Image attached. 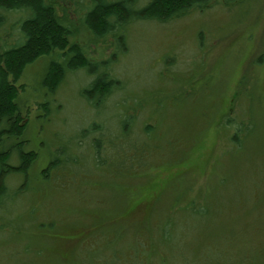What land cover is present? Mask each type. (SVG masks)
Segmentation results:
<instances>
[{
	"label": "trees",
	"instance_id": "trees-1",
	"mask_svg": "<svg viewBox=\"0 0 264 264\" xmlns=\"http://www.w3.org/2000/svg\"><path fill=\"white\" fill-rule=\"evenodd\" d=\"M60 1L72 9V0ZM249 1L90 0L85 15L74 9L71 18L52 0H0V233L14 230L13 241L21 246L18 256L38 258L32 264H264V190L249 188V178L254 174L258 180L259 169L247 166L248 155L253 156L252 165L264 159V130H257L263 122L256 121L248 130L247 116L241 115L242 98L252 88L258 93L255 102L264 103V35L248 80L240 78L238 83L236 73L229 76V88L236 85L232 96L209 89L198 98L202 88L188 80L187 69L176 70L175 59L164 60L152 85L135 87L117 77L122 52L140 22L171 28L193 15L228 13ZM255 7L264 8V0H255ZM74 24L91 39L74 33ZM90 47H97L98 56L90 55ZM38 62L39 71L44 69L28 97L24 73ZM216 66L208 68L211 77ZM83 71L88 75L81 80L87 83L80 96L87 111L78 124L69 125L60 106L54 109V97L67 79L71 88ZM175 76L180 78L176 82ZM184 76L186 81L181 80ZM186 104L199 116V128L187 109L174 110ZM263 108L254 116L258 120ZM205 109L203 123L205 113L200 112ZM193 124L179 138L176 126L186 129ZM63 129L70 133L63 134ZM212 131L221 141L214 157L205 142ZM245 135L252 151L240 156ZM226 173L227 179L241 175V182L233 189L228 182L223 185ZM161 174L169 176L163 179ZM138 185L151 188L155 204L143 223L129 225L126 207L141 196L142 191L132 192ZM248 188L257 195L252 206L245 200ZM236 190L241 201H234ZM35 193L27 200L26 215H12L11 202ZM43 195L56 201L52 208L62 215L48 228L38 220L42 210L49 211L45 201L41 203ZM255 222L259 225L254 234H248L247 226ZM49 230L73 232V237L61 238L71 242L68 258L45 245L50 235L39 233ZM184 241L189 242L185 248ZM8 245L0 241V249ZM123 254L131 258L122 260Z\"/></svg>",
	"mask_w": 264,
	"mask_h": 264
},
{
	"label": "rangeland",
	"instance_id": "rangeland-1",
	"mask_svg": "<svg viewBox=\"0 0 264 264\" xmlns=\"http://www.w3.org/2000/svg\"><path fill=\"white\" fill-rule=\"evenodd\" d=\"M52 1L55 6L58 5L57 6L58 10H60L61 6L64 5V3H62L60 0H52ZM89 2L90 0H72V10L74 9L77 10L79 15L83 16L91 8ZM64 6L63 8L67 10V8ZM254 9H256V13ZM249 10H251L250 14H249ZM70 15L71 18L75 16L73 11L70 12ZM197 15H193L187 18L186 20L184 19L178 24L173 25L171 28H164V25H160L156 23L140 22L138 24L139 30L138 28H135L132 29V32L130 33L131 41L128 44V48H127L128 52H126L127 50L122 52L125 57L123 58V62L120 63L118 69L120 74L117 73V77L121 78L122 81L123 79L126 78L130 83L135 84L134 85L135 87L137 86L139 87L140 85L144 86L145 84L152 85V83L155 81V76H156L155 72L159 71L163 67L164 60L167 58L171 60L175 59L176 63H179L178 65H176V70L178 68L184 71L187 69L189 71L188 80L192 81L194 84L199 86V88H202V92L198 93L197 95L198 98L199 95L201 94L209 93L208 92L209 89H211L213 93H220L222 97H225L226 95L232 96L234 94L236 85L232 86L231 84V87L229 88V82H228L229 76H233L234 78V74L236 73L235 78L237 79L238 83L240 78H245L246 80H248L249 72L251 73L253 71L251 70L252 62H253L252 59L257 55H260L261 53V50L259 47H257V45L259 44V41L260 42L263 41L262 37L264 35V8H258V7L256 8L255 0H251L247 3L245 7L234 9L232 12L226 13L225 11V13H223L221 11L212 10L205 17L204 16L201 17ZM243 17L245 18L241 19ZM256 19L257 20L259 19L258 23H256ZM79 29L80 26L78 24L73 25L74 33H77V35H80V37L81 34L79 33H83L84 40L91 39L92 36L90 33H87L84 30L80 31ZM111 43H113V41ZM198 47L201 48V51H203L201 55H199ZM96 49L97 47H90V52H91L90 55L98 56ZM98 50H100V48ZM108 53L109 52H106V55ZM249 57H251V60H248ZM159 65L160 68H158ZM215 65H217L216 70H214L213 75L211 77V72L208 71V68L209 66L215 67ZM41 66L42 63L38 62L33 66H31L30 68H26L24 73L25 80H27L26 90L28 88V90L25 91L26 96L28 95L33 96V93L37 89L40 79L39 77L41 76L44 69L42 67V70L39 71ZM36 71H38L37 74ZM86 75H88V72L83 71L81 73H78V75H76V78L73 80L75 84L71 88H69L70 80L67 79L64 85L60 87L58 94L56 95L57 97H54V100L56 101V105H54V109H56V106H60L59 108L61 109V111H63V115H64V118L63 117L60 118L61 119L63 118L64 122H66L69 125L78 124V122L82 120L83 115L86 114L87 106L84 100L80 96V91L84 89L87 83L86 80L83 82H81V80ZM173 78L175 82L176 79H180L176 76ZM181 80L186 81L187 80L186 76L182 77ZM77 81L79 82L77 83ZM194 89H198V88H194ZM257 94L258 93L255 91V89L252 88L249 91V93H246L244 98H242L241 106L243 105V107H242L241 115H245L244 117L247 116L246 122L244 124L247 125L248 130H250L251 125L253 123L255 124L256 121L263 122L257 125L258 126L257 130L260 129L264 130V114L263 117L260 118V120L254 117L255 115H258L259 111L264 107V103L258 105L255 102V98ZM187 101H190V99ZM203 101L204 103H206L208 99L205 98ZM226 101L227 100L223 101V108L227 104ZM161 102L163 103L164 100H161ZM183 109H187L186 110L187 114L189 115V117L194 118L193 119L194 124L196 125V128H199L200 126L199 116L197 117L193 115V111L195 110L193 105L189 104L188 106V104H186L179 108H174V110H178V111L179 110L183 111ZM200 113L201 114L205 113V116L200 117V122L203 121L204 123L206 121L207 111L205 109V112L201 111ZM159 118L160 115L157 116V119ZM194 124L192 126L184 127L186 129H182V126H176V131H177L176 134L179 136V138L185 136L187 132L186 131L187 128L188 129L189 127L193 128ZM219 131L221 132V128H219ZM253 131H255V129ZM64 133L67 134L70 132L69 130L63 129V134ZM245 136L246 138L243 141V148L240 151V156L248 155V152L252 151L251 149H248V147L251 146L250 143L251 141L248 140V138L254 139V137H256L257 134H255V136L252 135L250 137H248V135ZM205 142H207L209 149H211L209 150L210 153L208 155L212 157L216 156L217 154L216 150L218 151L221 141L218 136L216 137L215 131H212L206 137ZM193 150L191 151V154H188L189 156H187L186 159L187 162H188V158L192 156ZM263 150H264V142L261 151L262 154H264ZM252 159H253L252 155L247 156V166L254 171L256 170L255 168L259 169L258 171L259 176L257 175L259 179L257 180L254 177V174H252V176L249 178L248 186L249 188L252 187L253 192L256 191L257 187H261L264 190V159L261 160V163H258L256 165H252ZM162 171H167V169ZM225 175H224L225 178H223L220 182H222L223 185H225L228 182L230 189H233L241 182L240 180L241 175L235 173V175H232L231 176L232 178L229 179H227L228 174L226 173ZM160 176L164 177L163 179H166L169 175L161 174ZM154 179L159 180V178H154ZM17 185L18 183H15L13 187H16ZM249 188L245 200L247 204H251L252 206L255 199L257 198V195L256 193L251 195V193L249 192ZM136 191H142L141 196L133 197L131 201H128L126 207V213L124 218L127 220V224L129 225L130 224L133 225V223L134 224L143 223L146 220V218H148L151 215L153 205L155 204L154 202L155 195L152 192L151 188L147 190L138 185L136 189L132 190V192H136ZM36 194L37 193H35L32 196H29L28 198L19 199L13 203L11 202L10 207L12 210L10 211L12 212V215L18 214L17 212H19L20 216L26 215V211L28 209L27 200L31 199ZM236 194H237V190L234 191L233 193V197L235 198L234 201L236 200L241 201L242 199ZM223 200L225 201V199ZM44 201L46 205L49 206L48 207L49 211L42 210L44 216H41L40 214L41 219L38 220L42 221V224L45 226V228H48L46 227V225H48V223H50L52 219L54 218L60 219L62 215L57 216V213L54 212L55 208H52L56 206L55 205L56 201H53L46 196L41 203H43ZM168 201H172V200L169 199ZM230 201L233 202V199H230ZM162 209L163 206L158 207L157 210L161 212ZM252 210L253 212L256 211V209L254 208H252ZM49 212H51V214L53 212L55 216H49L47 218H44L46 217L45 215L48 214ZM155 217H157L156 214ZM258 225L259 223L255 222L254 225L251 224L247 226V232H249L248 234H254L255 228L258 227ZM243 226L245 227V223L243 224ZM49 231L50 232L48 231L42 232L43 235L38 232L40 237L42 236L45 237L44 235H50L48 240L45 239L46 240L45 245H48L49 247H53L56 253L60 254V256L63 257L64 259L68 258L70 256L68 250L71 248L70 247L71 242L69 243V241H65L62 239L63 237L64 238L73 237L74 235L73 232L64 231L63 233L56 232L51 234L52 231L51 230ZM14 234H15L14 230L13 233L12 231L6 233H0V241H2V243L4 244H9L7 247H3L0 249V264H26L25 261H23V259L30 261L29 264H32L31 261L35 262L36 259H38L35 258V256L30 257L28 254L26 255L20 254L18 256L17 253L21 251V246L16 245L15 242L13 241ZM139 234L140 232L138 233V235ZM22 235H25V232H22ZM91 241L92 240L90 239L88 243H90ZM26 244H27L26 241H24L21 245L23 247V245ZM188 244H189L188 241H184L182 243V246H184L185 248ZM147 247L150 248V250L152 249V247L146 245V248ZM44 250L49 252L46 248ZM47 256L48 255L45 253L44 256L45 260L48 261L49 256L48 257ZM129 258H131L130 254L127 255L123 254L122 256V260ZM76 264H80V263H76Z\"/></svg>",
	"mask_w": 264,
	"mask_h": 264
},
{
	"label": "bare ground",
	"instance_id": "bare-ground-1",
	"mask_svg": "<svg viewBox=\"0 0 264 264\" xmlns=\"http://www.w3.org/2000/svg\"><path fill=\"white\" fill-rule=\"evenodd\" d=\"M73 10L72 9H67L64 13H62L65 17H71L70 16V12H72ZM177 64V63H176Z\"/></svg>",
	"mask_w": 264,
	"mask_h": 264
}]
</instances>
